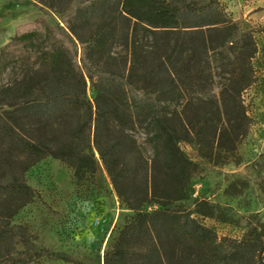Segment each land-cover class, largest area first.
Masks as SVG:
<instances>
[{
  "label": "trees",
  "instance_id": "1",
  "mask_svg": "<svg viewBox=\"0 0 264 264\" xmlns=\"http://www.w3.org/2000/svg\"><path fill=\"white\" fill-rule=\"evenodd\" d=\"M32 1L60 17L18 25L0 46V74L21 65L0 88V264L23 260L16 236L29 241L11 226L36 195L24 174L50 156L75 181H92L96 153L133 213L103 264H264V224L222 239L198 218L227 222L221 207L205 199L193 212L175 207L191 198L198 169L181 143L218 165L249 132L244 93L257 82L255 31L242 30L221 0ZM119 24L127 70L114 65ZM26 125L37 135L21 134Z\"/></svg>",
  "mask_w": 264,
  "mask_h": 264
},
{
  "label": "rangeland",
  "instance_id": "2",
  "mask_svg": "<svg viewBox=\"0 0 264 264\" xmlns=\"http://www.w3.org/2000/svg\"><path fill=\"white\" fill-rule=\"evenodd\" d=\"M221 1L240 22L242 30L255 31L257 82L244 93L251 126L235 152L218 165L200 157L195 146L181 143L198 169L192 178L191 198L175 207L193 212L196 199L208 200L225 211L228 221L198 216L199 220L222 239L240 240L250 226L264 224V2ZM252 5L256 7L253 10L256 18L250 17ZM42 15L53 24L59 22L58 14L46 7H36L32 0H0V46L13 39L18 25L33 22ZM121 30L119 24L112 53L118 59L114 65L127 70L129 50L121 38ZM20 71L18 64L0 74V88L13 82ZM87 96L92 101L95 92L89 90ZM37 128L26 125L21 134L34 137ZM135 137L143 153L151 157L153 151L144 130L138 129ZM96 158L97 170L92 181H75L71 169L50 156L24 174L25 182L36 195L11 220L13 228L23 227L29 236V241L19 236L14 240L15 255L23 254L18 264H103L105 251L112 247L119 228L133 213L120 203L97 153Z\"/></svg>",
  "mask_w": 264,
  "mask_h": 264
},
{
  "label": "crops",
  "instance_id": "3",
  "mask_svg": "<svg viewBox=\"0 0 264 264\" xmlns=\"http://www.w3.org/2000/svg\"><path fill=\"white\" fill-rule=\"evenodd\" d=\"M261 1L264 2V0H261ZM258 4H259V2H258ZM258 4H256V7H257ZM256 7L252 5V7L250 8V9H251L250 12H252V14L250 15V17H254V18H256V16H255V15H256V12L253 13V10H254ZM248 28H249V27H248Z\"/></svg>",
  "mask_w": 264,
  "mask_h": 264
}]
</instances>
